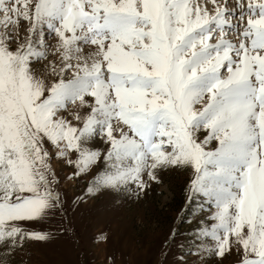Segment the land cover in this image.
Returning a JSON list of instances; mask_svg holds the SVG:
<instances>
[{
    "label": "snow or ice",
    "instance_id": "6c2138e0",
    "mask_svg": "<svg viewBox=\"0 0 264 264\" xmlns=\"http://www.w3.org/2000/svg\"><path fill=\"white\" fill-rule=\"evenodd\" d=\"M162 173L184 180L158 264H264V0H0V264Z\"/></svg>",
    "mask_w": 264,
    "mask_h": 264
},
{
    "label": "rangeland",
    "instance_id": "374dc122",
    "mask_svg": "<svg viewBox=\"0 0 264 264\" xmlns=\"http://www.w3.org/2000/svg\"><path fill=\"white\" fill-rule=\"evenodd\" d=\"M58 171L63 175L67 169ZM162 183L153 185L148 199L141 206L129 204L125 215L112 214L111 201L116 197L101 196L90 199L75 211H69L70 226L74 231L53 245L34 250L32 264H104L108 254L117 257V264H158L156 254L160 225L166 216L174 215L181 202L183 175L162 173ZM79 185H66L69 194L79 192ZM62 186L63 182H62ZM62 222L59 214L47 222L35 225L58 227ZM187 227V226H185ZM101 230L108 234L107 242L96 243L95 236Z\"/></svg>",
    "mask_w": 264,
    "mask_h": 264
}]
</instances>
